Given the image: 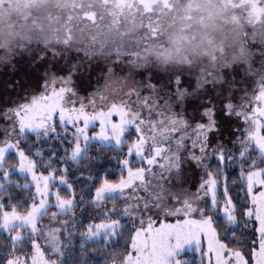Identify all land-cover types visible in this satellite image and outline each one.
I'll return each mask as SVG.
<instances>
[{
  "label": "rangeland",
  "instance_id": "obj_1",
  "mask_svg": "<svg viewBox=\"0 0 264 264\" xmlns=\"http://www.w3.org/2000/svg\"><path fill=\"white\" fill-rule=\"evenodd\" d=\"M17 2L19 3V0ZM36 2L37 0H24V7L27 8L30 3L34 5ZM157 2L164 3V0H68L66 14L55 25L62 35V39L51 44L28 41L17 45L15 48L11 45L6 48H0V68H3L0 71V111L12 108L21 99V94H23L27 84L32 82L37 75L36 71H34L37 65L46 66L45 71L42 70L44 66H41L39 73L41 78L46 75H54V72L61 75H67L71 72L73 84L81 95H88L91 92L99 93V85L95 86V83L100 67L98 65H81L73 56V54L80 52V49L73 42L74 20L79 19L95 24L98 19L95 12L98 3L109 9L116 7L121 12L135 11L139 8L146 16H150L153 11L152 6ZM229 3L235 10L247 9L248 17L252 18L256 23L264 17V13H261L257 21V18L252 16L255 0H229ZM261 7H264V5H261ZM149 10H151V14H149ZM233 19L235 20L236 17L234 16ZM248 32L250 39L247 41L245 48L253 54V58L232 64L227 68H221L220 77L216 81H212L207 76L201 81L200 72L203 69L178 67L161 70L152 65H147L144 69L132 72L127 65V61L123 63L115 61L113 64L105 65V71L111 67L113 71H118L122 75H130L136 85V90L141 96L150 97L156 105V109L163 111L165 116L170 115L175 119L184 120L187 126L186 131L189 133L197 124L207 123L203 115L205 111L211 110L214 114L215 131L209 136V155L206 152L204 154L205 158L199 164L189 158L194 152L190 148L191 138L185 139L183 147L178 148L176 140L179 139V134H162L161 126L157 125L156 129L150 134L152 138L147 141V148L141 158H137L135 152L130 157V159L134 158L144 162V168H130V170L133 172L143 170L146 190L139 187L138 184L137 190L134 192L121 193L120 191H115L105 193L103 195V203L95 206L91 205L96 210L91 209V206L87 205L85 201L87 191H83L74 199L71 210L65 208L63 213H58L56 208L50 209L55 202V197L59 195L56 190L50 188V184L54 179L47 180L48 188L45 191L43 185L40 184L38 187L39 182L33 181L26 170H20L22 162L19 159L17 150L7 149L5 152L0 153L1 168L7 154L14 152L18 162L12 169L28 177L35 189L36 202L27 212L18 213L0 208V233L7 234L11 229L18 228L23 229V231L18 230L12 235V238L15 237L17 240L20 237H23V239L29 238L28 245L30 248L27 251L23 249L17 251V253H23V256L27 258L28 264H62L69 246L77 238V228L83 224H85V228L82 238L97 240L107 235L112 236L111 233L119 230L125 220H131L134 228H139L138 221L141 217H144V224L147 225L149 215L157 219L168 217L172 227L160 228L157 226L138 232L136 236L132 237L129 253L121 264H182L181 256L190 251H196L198 257L204 258L205 261L208 259V253H211V259L214 264H226L222 258L225 249L217 242L212 230L207 228L194 230L191 225L178 224L172 218L171 213L175 207L174 200L183 201L187 199L194 204L203 205V201H197L195 195L199 183L208 170L207 167L213 159H216L213 153L224 151L227 167L230 170L239 168L241 162L236 157L238 156L237 150L240 138L251 128L250 123L244 122V115L249 113L251 107L257 106L255 97L264 88V63H262V58H264V27L254 25ZM44 51H49L50 55H54L57 52L65 55L66 59L69 60V68L63 67V61L51 63L43 53ZM73 64L76 65V68L72 67ZM225 79L229 82L227 88L222 86ZM132 99L135 100V97ZM104 103L107 105L111 102L105 100ZM226 105H231V114L229 115H225ZM99 107L98 101L97 108ZM47 111V106H42L34 115L42 116ZM236 112H241L242 115L237 117ZM144 116L150 120L157 119L155 113L149 116L145 111ZM101 118L106 122L108 120L107 115ZM109 127L112 126L109 124ZM263 128L264 120H261L259 121L260 142H254L251 145L252 150L248 154V161L256 158L255 154L259 152L261 145L264 144ZM133 131L132 128L127 130L121 139L120 145L126 142L129 145L136 142L135 137L131 140L129 139ZM24 132L28 131L25 130ZM8 133H12L11 141L13 143L16 135L20 134L13 130V122L11 120L3 119L0 116V145L7 138ZM145 135H149L147 130H145ZM89 142L117 146L113 139H108L107 141L90 139ZM85 145H82V149ZM157 148L164 151L161 156L154 159L151 166L147 165V158L154 156ZM82 152L83 150L80 154ZM195 154L198 155L199 153L196 152ZM229 155L233 157L230 163L228 162ZM165 157H168V163L164 168H161L160 164L164 163ZM173 158L177 164L175 168L171 166ZM32 175L39 176L35 169ZM257 180L258 177L254 176L250 183V190H255L249 198V206L252 207L254 214L264 212V187H259ZM59 184L65 185L60 181ZM116 197H121L120 203L109 206L104 203L106 199H114ZM124 197H128V199ZM132 197L136 198L133 199ZM40 200H44L46 206L35 213L40 231L38 236L39 243L33 245L31 243V228L28 221L31 220L33 209L37 208ZM89 201L90 199H88ZM145 203L149 205L150 210L144 208ZM128 204L138 205L132 212L136 216V221L132 219L131 215H123L122 209ZM75 205L77 206L76 210L71 212ZM49 210L52 214L57 213L56 215L71 213L66 217L51 216L39 223L40 217ZM114 219H119V227L100 231L93 236L87 235V226L89 224L94 225L97 222L110 223ZM93 231H96L95 228H93ZM193 235H201V238L205 241L204 245L200 246V251H197L195 243L191 245L184 244V241L191 239ZM231 251L234 252L235 250ZM247 255L249 261L254 262V264H261L264 261V255H261L259 249H257L255 255L251 253Z\"/></svg>",
  "mask_w": 264,
  "mask_h": 264
},
{
  "label": "snow or ice",
  "instance_id": "obj_2",
  "mask_svg": "<svg viewBox=\"0 0 264 264\" xmlns=\"http://www.w3.org/2000/svg\"><path fill=\"white\" fill-rule=\"evenodd\" d=\"M165 6L166 0H164ZM264 0H255L252 9V16L258 19L261 13H264ZM151 14V10H149ZM145 30L151 33L152 38L156 37V30L152 27V21L145 25ZM100 53H103V46L100 48ZM136 54L130 56L135 58ZM119 62V59L116 60ZM41 66L37 65L34 71L37 75L35 79L27 84L21 99L12 107L4 111H0V116L3 119L11 120L13 122V130L20 133V139L16 142L11 141L12 133L7 134V138L3 140L0 145V153L5 152L7 149H15L18 151V156L21 163L20 170L27 171L33 181H38V187L43 185L44 190L47 191V180L58 178L61 183H64L67 188L73 192V195L68 198H62L59 195L55 197V202L52 207L58 210V213H63L65 208L71 210L74 202V187L67 180L68 167L64 163L65 160L73 164L79 163V154L81 153L82 145L88 143L90 139L107 141L113 139L117 147H120V142L129 128L134 131L129 136L131 140L135 137L134 143L130 144L126 151L122 154L119 165L125 172L122 174L127 179L121 178L119 183H110L107 178H102L100 183L92 190L90 203L95 206L103 203V195L120 191L125 193L128 191H136L138 184L139 187L145 188L143 170L133 172L130 170V157L133 152L137 158H141L142 154L147 148V141L151 139V132L154 131L157 125L161 126L162 134H179V139L176 140L178 148L183 147V141L191 138L190 148L194 150L189 157L191 160L200 163L205 158L204 154L208 152L209 155V136L215 131L214 127V114L211 110L203 113L207 123L197 124L189 133L186 131L187 126L184 120L175 119L170 115L165 116L163 111H158L156 105L152 102L150 97L141 96L137 90L130 92L126 99L119 102L113 101L105 105L104 97L98 92H91L88 95H81L80 91L73 84L72 73L61 75L54 72V75H46L41 78L39 73ZM76 68V65H72ZM46 70V66L43 67ZM135 97V100L132 98ZM99 101L100 107L97 108ZM256 107H251L248 114L244 115V122L250 123V130L243 134L240 138L238 147V156L236 157L241 163L237 169V174L232 178V184L235 186L240 184L241 195L244 200H248L251 194L255 191L250 190V183L254 176L258 177L256 181L259 187H264V144L261 145L257 153L261 163L255 159L248 161L247 157L252 150L251 145L260 142L259 121L264 120V88L259 91L255 97ZM42 106H47L48 111L42 116L34 115ZM225 115L231 114V105L225 106ZM91 110V112H90ZM151 116L155 113L157 119H146L144 113ZM237 117L241 116V112L235 113ZM108 116L107 122L103 120L102 116ZM109 124L112 127H109ZM27 130L34 137L35 144L32 146L35 150L31 154L25 152L20 140L25 139L23 136L24 131ZM145 130L149 135H145ZM61 137H68V146L63 147L65 153L60 157V166L56 167L57 153L52 148L48 151H43L41 148L36 147L41 142L52 140L61 142ZM54 147V146H53ZM163 149L157 148L155 155L147 158L146 164L151 166L156 157L161 156ZM198 152L199 154H195ZM217 160V168L215 171L207 170L202 181L199 183L195 195L197 201H203V205L194 204L193 202L185 199L183 201H173L174 211L171 213L172 218L178 224H188L195 229L207 228L213 231L217 242L220 243L225 251L222 254L223 261L226 264H254L248 259L245 248H249L251 254L255 255L257 249L260 250L261 255H264V212L253 213L252 207L248 204H238L237 200L232 195V190L229 187V176L224 174V166L226 163L224 151H217L215 153ZM233 157L228 156V162L232 161ZM168 163V157L164 158V163L160 164L164 168ZM39 165L43 171L37 175H32L34 168ZM173 168L177 167L175 159L171 165ZM128 199V197H124ZM135 199L136 197H132ZM155 199V197H154ZM45 201L40 200L37 208L33 209L31 220L28 221L31 228V243L33 245L39 243L40 226L37 223L35 213L40 208L45 207ZM138 205L128 204L123 207L122 212L124 216H132L136 221V216L132 214L133 209ZM146 210L149 209L147 203L144 204ZM222 214L225 220L222 225L213 223V215ZM57 213H54V216ZM18 219V217H16ZM148 224H144V217L138 221L140 227L134 228L129 234L130 238L137 235L138 232L152 229L153 227H172L169 223V218L157 219L151 215L148 216ZM243 221L246 225L251 224V244H245L243 241H238V236L235 232L229 233V226H235ZM119 227V219L111 220L110 223L97 222L94 225L87 226V235L93 236L100 231L114 229ZM95 228V232L93 231ZM221 231L224 235L221 236ZM107 234V233H106ZM115 236V232L111 233ZM15 243H20L23 237L17 240L12 238ZM197 245V251H200V246L204 245L205 241L201 235H193L191 239L184 241V244ZM179 247V245H178ZM235 249L234 252L231 250ZM42 259V258H41ZM0 264H28L27 258L23 253L13 251L7 255ZM205 264H214L211 259V253H208V259ZM264 264V261L261 262Z\"/></svg>",
  "mask_w": 264,
  "mask_h": 264
},
{
  "label": "clouds",
  "instance_id": "obj_3",
  "mask_svg": "<svg viewBox=\"0 0 264 264\" xmlns=\"http://www.w3.org/2000/svg\"><path fill=\"white\" fill-rule=\"evenodd\" d=\"M166 4L157 2L152 6V15L146 16L139 8L121 12L98 3L95 24L74 20L73 42L80 52L73 56L81 65L100 67L95 86L99 85V94L107 102L124 100L136 90L130 75H122L111 67L104 70L105 65L117 59L121 63L127 61L132 72L147 65L161 70L203 69L201 81L205 76L216 81L221 68L253 58L245 48L250 39L248 30L254 25L264 27V17L256 23L248 17L247 9L235 10L229 0H166ZM67 6L68 0H37L27 8L24 0H2L0 48H15L28 41L51 44L62 39L55 25L66 14ZM149 21L156 30L154 39L145 30ZM43 53L51 63L63 61V67L69 68L65 55ZM133 53L136 56L130 59ZM222 86H229L227 79Z\"/></svg>",
  "mask_w": 264,
  "mask_h": 264
},
{
  "label": "trees",
  "instance_id": "obj_4",
  "mask_svg": "<svg viewBox=\"0 0 264 264\" xmlns=\"http://www.w3.org/2000/svg\"><path fill=\"white\" fill-rule=\"evenodd\" d=\"M264 135V128L262 129ZM25 139L20 140V143L25 152L31 154L35 149L32 147L35 144L34 137L29 132H24ZM20 139V134L16 135V140ZM61 142L58 143L51 138L47 142H41L36 147L41 148L43 151H48L49 148L57 153L56 167L60 166V157L65 153L62 150L63 147L68 146V137H61ZM54 146V147H53ZM129 143H122L120 147L113 145H102L94 142L87 143L82 154L79 155V163L73 164L67 160L64 163L68 167L67 180L68 183L74 187V197H78L83 191H87L85 201L87 205L92 204L88 202L91 198L92 190L100 183L102 178H107L111 183H118L121 178H125L122 174L125 172L119 165V161L122 158V154L126 151ZM255 159L258 163H261L257 154ZM18 162L14 152H9L6 159L0 168V208L8 211H15L18 213L27 212L30 207L36 202L35 189L30 183V179L20 173L14 171L12 167ZM217 160L213 159L207 167L208 170L215 171L217 168ZM130 165L132 169L144 168V162L130 159ZM224 166V174L229 176V187L232 190L233 197L237 200L238 204H248L249 199L244 200L240 191V184L235 186L232 184V178L237 174V170H230ZM35 171L40 174L43 169L37 165ZM53 182L50 184V188L56 190L57 193L63 197L68 198L73 195L66 185H60L58 178H53ZM114 200V201H110ZM121 197L114 199L108 198L104 201L105 204L116 205L120 203ZM93 206V205H92ZM91 209L96 210L92 207ZM75 205L71 212L76 210ZM54 209V207H50ZM71 212L64 215H55L60 217H66ZM54 216L49 210L46 214L42 215L39 219V223L45 221L48 217ZM225 218L217 213L213 215V223L222 225ZM85 224L77 228V238L69 246L68 252L62 264H121L125 260L130 250V243L132 237L129 234L134 229V224L131 220L123 221L119 230L115 232V236H104L97 240H86L82 238ZM18 230L23 229L13 228L7 234L0 233V261H2L7 255L13 251L17 252L21 249L28 250L29 238H24L20 243H15L12 239V235ZM229 233L235 232L238 236V241H243L245 244H251V224H245L243 221L236 224L234 227L229 226ZM221 236L224 232L221 231ZM235 250V249H232ZM246 254H250L249 248L244 249ZM182 264H205L204 258H199L196 251H190L184 253L182 256Z\"/></svg>",
  "mask_w": 264,
  "mask_h": 264
}]
</instances>
